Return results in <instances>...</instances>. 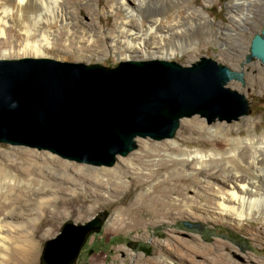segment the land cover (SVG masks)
<instances>
[{
  "label": "rangeland",
  "instance_id": "rangeland-1",
  "mask_svg": "<svg viewBox=\"0 0 264 264\" xmlns=\"http://www.w3.org/2000/svg\"><path fill=\"white\" fill-rule=\"evenodd\" d=\"M4 1L0 0V9ZM230 1L190 0V6L192 8L195 7L194 9L198 11H203L208 20L215 25L213 37L210 39L208 37H200L199 34L188 35L185 40L186 44L190 45L193 43L192 46L177 56L166 60L174 61L182 66H190L200 60L201 57H206L239 73L241 80L233 79L227 87L244 95L249 108L247 115L239 117L236 121L220 122L215 120L211 123H208L205 118L198 115L183 118L180 120L179 128L173 138L161 141L137 138L139 140L137 141L136 139L137 149L124 157L117 156L119 160L116 158L114 165L110 167L76 162L63 158L49 150H39L31 146L5 143H0V162L15 175L18 174V168L21 167L23 169L22 165L31 166L33 164L38 172L41 169L58 177L66 173L74 176L75 174L84 176L86 174L89 175L90 168L120 167L121 169L120 160L135 156L141 152L144 141L151 142L153 145H162L161 147L167 142L174 141L181 146V153L174 150H165L163 147L164 151L154 156L152 160L160 159L161 157V159H169V155L174 158H185L181 154L186 151L194 153L195 150H201L200 152L205 153V155L225 151L222 146L216 144L220 141L221 135H211L209 132L200 133L188 123H184L183 120H203L206 126L212 128V130H215L218 126L232 127L233 130L243 127L245 129V133L242 135L244 138L253 135L255 125H258L256 134H264V64L257 59L248 60L252 38L254 35L260 34L261 30L264 29V0H261L260 7L252 10L248 28L241 31L239 35L233 33L234 35L227 36L222 34L218 27L231 24L229 14ZM113 3V0H92L91 4H86L79 0H63L62 4L71 13L75 25L71 34L61 25L49 27V33L54 43L50 48L48 59L66 63L100 64L106 68L115 67L119 62L129 60L125 56L119 55V46H112L108 43L107 37L115 36L119 32L117 24L120 15H116L113 12L110 6ZM186 15L187 13L185 17ZM90 26L96 28L97 34L95 35L96 40L94 39L95 41L89 44L87 39H83L82 33ZM5 33V37L0 36V58L12 60L34 57L23 53L27 38L25 34L19 31L18 27L10 25L6 27ZM232 36L237 38L238 44L233 42L235 39ZM196 38L198 39L193 42ZM232 42L234 45L231 44ZM163 47L160 45L156 51L160 52ZM142 54V51L131 53L130 61L144 60ZM25 149L32 151L37 158L40 155L41 160L43 158L44 161L17 153L20 150L23 152ZM46 156L55 157L58 161L69 164L71 166L70 171H66L64 167L60 168L57 164L45 161ZM168 164L169 166L160 172L159 176L150 183L151 185L164 179L174 184L175 175L177 177L182 173L180 170H183V167L181 164L178 165V163L172 164L169 162ZM121 170H124L126 174L123 178L125 184L118 193L111 190L107 191V189H97L86 182L81 186L79 181V185H73L60 180H45L46 182L54 183V189H60L61 192L55 194V196L52 194L45 195L49 197L46 200H41V197H38V201H42L44 204L41 206L43 215L31 228L33 231L37 230L38 239L31 256L18 260L17 264H40L39 260L45 241L54 238L60 232L64 223L84 224L100 214L104 215V222L101 231L93 236L95 253L88 258L85 252L83 259L76 261V264H84V262H87V264H185L186 262L181 256L171 249H173V246L178 245L179 239H189L192 236L201 238L205 242H214L215 239L221 238V240L227 241L236 249L238 257L234 259L238 262L247 264L243 263L242 260L245 255H248L254 260L251 264H264V225L253 220L243 221L241 226L233 222L223 223L220 212L217 209L211 210L210 208L209 212L200 209L187 212L183 209L179 211L174 207L170 208L179 199L183 200L176 192L171 194V198H169L171 201H167L168 208L166 207V210H169L170 214L163 215L154 205L152 206L150 203L152 199L146 204L140 202L149 197L147 196V190H149L150 184L146 185L144 189H139L135 186L138 183L137 171L131 167H123ZM170 176L173 177L171 178ZM191 177L197 179L199 183L191 181L192 185L190 186L184 184ZM182 181L177 182L183 184L182 187L185 190L183 192L187 197H196L200 194L201 196L204 195L203 200H206L213 198L212 194L214 191L220 189L218 185L213 184L217 183L215 180L199 173L197 174L195 171L183 173ZM138 205H146L147 207L137 209ZM53 210H56V212L52 215L49 211ZM159 215L161 216L159 217ZM118 216L122 217L124 221L117 225L114 220ZM7 221L15 225V221L18 220L8 219ZM9 228L12 230L13 227L9 226ZM33 235L34 233L30 236ZM93 237L90 238V241H92ZM134 242L136 247L132 249L131 244ZM90 243H88V246ZM195 259L196 262L203 260L202 257H195Z\"/></svg>",
  "mask_w": 264,
  "mask_h": 264
},
{
  "label": "bare ground",
  "instance_id": "bare-ground-1",
  "mask_svg": "<svg viewBox=\"0 0 264 264\" xmlns=\"http://www.w3.org/2000/svg\"><path fill=\"white\" fill-rule=\"evenodd\" d=\"M62 1L5 0L0 9V36L5 37L6 27L10 25L18 27L19 31L25 34L27 38L23 53L32 55L33 58H48L50 48L54 43L49 33V27L61 25L71 34L75 25L71 13L68 12ZM79 1L86 4L92 2V0ZM113 1L114 3L110 6L116 15H120L117 24L119 32L115 36H108V43L112 46H119V55L125 56L129 60L130 54L136 51L143 52L142 58L144 60L134 61L171 59L192 46L193 43L186 44L185 40L188 35L199 34L200 37L210 39L213 37L215 25L208 20L203 11H198L194 9L195 7L192 8L190 0ZM260 5L261 0H231L229 5L231 24L219 26L218 30L227 36H231L233 33L239 35L250 25L248 22L252 10L260 7ZM96 34V28L90 26L85 29L82 36L90 44L96 40ZM197 39H194L193 42ZM233 39H235L233 42L238 44L237 38ZM233 42L231 44L234 45ZM160 45L164 47L161 48L160 52H157L156 49ZM183 122L188 123L200 133L209 132L211 135H221L220 141L216 144L222 146L225 151H216L217 153L210 155L201 153V150H195L194 153L186 151L181 154L186 159L174 158L169 155V159H161V157L152 160L154 156L164 151V148L181 153V146L177 142L170 141L163 144V148L162 145H153L151 142L144 141L141 152L120 160L122 168L131 167L137 171L138 183L135 185L137 188L144 189L146 185L152 183L160 172L169 166V162L181 164L183 170H180L182 173H178L177 177L175 175L174 184H171L167 179L159 180L153 185L150 184L151 186L149 185V190H147L149 197H146L144 201L142 199L139 201L146 204L152 199L150 201L152 206L154 205L161 214L169 215L170 211L166 210L167 201H171L169 199L171 194L176 192L183 200L177 198L179 201H176L170 208L174 207L179 211L183 209L187 212L197 209L209 212L210 208L211 210L217 209L223 223L233 222L241 226L243 221L253 220L264 225V134H256L259 126L255 125L254 134L244 138L242 136L245 133L243 127L233 130L232 127L218 126L212 130L206 126L203 120H183ZM137 141L139 140L137 139ZM20 151L16 152L35 157L30 150ZM37 159L44 161L43 158L41 160L40 155ZM45 161L70 171L71 166L69 164L60 162L55 157L46 156ZM34 167L36 166L33 164L31 166L22 165L23 169L18 168V174L15 175L0 162V264H17L18 260L26 259L25 257L31 256L33 253L38 234L36 229L33 231L31 228L43 215L41 206L44 205L42 201H38V197H41V200H46L49 197L45 195L52 194L55 196L61 192L60 189H54V183L45 180H60L73 185H79V181L81 186L86 182L97 189H107V191L111 190L115 193H118L125 184L123 178L126 174L120 167L90 168L89 175L79 176L75 174L74 176L66 173L60 177L41 169L38 172ZM13 171L15 170L13 169ZM186 171H195L197 174L215 180L217 183L213 184L218 185L220 189L214 191L213 198L206 200H203L204 195L201 196L200 194L196 197H187L183 192L185 191L182 187L183 184L177 182L183 180V173L185 174ZM191 181L199 183L197 179L192 177L187 182H182L190 186L192 185ZM199 197L202 199L200 200ZM133 203L132 205H134ZM146 207V205H138L136 208L143 209ZM49 212L53 215L56 210ZM8 219L18 221L12 225V222L7 221ZM123 221V218L118 216L114 223L118 225ZM9 226L13 227L12 230ZM32 233L34 235L30 236ZM171 250L181 256L187 264H242L234 259L238 257L236 249L221 238L215 239L214 242H205L196 236L189 239H179L178 245L173 246ZM195 257H202L203 260L196 262ZM242 261L251 264L254 260L245 255Z\"/></svg>",
  "mask_w": 264,
  "mask_h": 264
},
{
  "label": "water",
  "instance_id": "water-1",
  "mask_svg": "<svg viewBox=\"0 0 264 264\" xmlns=\"http://www.w3.org/2000/svg\"><path fill=\"white\" fill-rule=\"evenodd\" d=\"M251 59L264 64V29L251 40ZM233 79L241 75L206 57L190 66L126 60L112 68L0 59V143L110 167L137 149V138H173L183 118L198 115L211 123L247 115L244 95L227 87ZM103 216L64 223L45 241L39 263L76 264L87 238L101 231Z\"/></svg>",
  "mask_w": 264,
  "mask_h": 264
},
{
  "label": "flooded vegetation",
  "instance_id": "flooded-vegetation-1",
  "mask_svg": "<svg viewBox=\"0 0 264 264\" xmlns=\"http://www.w3.org/2000/svg\"><path fill=\"white\" fill-rule=\"evenodd\" d=\"M95 234L96 233H93L87 238L85 244L83 245V247H82V249H81V251H80V253L78 255L77 261H80V260L83 259V256L85 255V252H86V255H87L88 258L91 257V255H93L95 253V247H94L95 244L93 243L94 242V237L93 236H95ZM91 237H93L92 241H90ZM89 242H91V243L88 246ZM84 264H87V262H84Z\"/></svg>",
  "mask_w": 264,
  "mask_h": 264
}]
</instances>
